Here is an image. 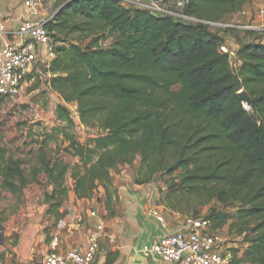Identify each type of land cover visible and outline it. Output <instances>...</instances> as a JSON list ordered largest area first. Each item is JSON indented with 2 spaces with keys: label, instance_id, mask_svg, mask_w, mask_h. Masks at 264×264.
<instances>
[{
  "label": "trees",
  "instance_id": "obj_1",
  "mask_svg": "<svg viewBox=\"0 0 264 264\" xmlns=\"http://www.w3.org/2000/svg\"><path fill=\"white\" fill-rule=\"evenodd\" d=\"M64 1L47 24L62 43L47 85L64 102L55 108L63 125L53 131L63 133L66 151L79 161L44 158L35 172L43 170L53 186L45 195L48 213L63 216L71 189L81 199L92 198L99 187L110 192L111 172L140 157L137 182L171 177L167 202L175 211L187 212L177 201L192 197L198 199L191 204L194 215L214 201L240 203L232 227L253 234L245 238L247 258L232 264H264V41L235 48L239 64L233 67L220 47L230 32L243 31L222 28L221 36L201 22H223L251 0H189L182 11L196 22L126 8L117 0ZM75 32L89 42L69 41ZM103 36L113 39L108 47ZM240 89L253 101L249 109ZM71 103L79 122L96 130L85 142L72 133ZM0 182L13 192L33 182L22 160L1 145ZM227 209L203 218L219 230L228 222Z\"/></svg>",
  "mask_w": 264,
  "mask_h": 264
},
{
  "label": "crops",
  "instance_id": "obj_2",
  "mask_svg": "<svg viewBox=\"0 0 264 264\" xmlns=\"http://www.w3.org/2000/svg\"><path fill=\"white\" fill-rule=\"evenodd\" d=\"M262 5L264 0H251L244 7L247 15L240 19L263 23L264 16L257 15ZM25 14L24 0H0V22L10 23V28L17 29ZM232 18L236 19L237 15H227L224 21ZM219 34L223 35L222 32ZM225 37L229 47L235 49L252 39L264 41V32L245 34L234 31L232 35ZM60 103L64 104L61 97ZM139 165L137 159L132 164H120L118 171H112L113 187L108 193L104 187H99L92 198L81 199L71 189L60 208L63 216L57 223L47 215V204L42 203L38 207V217L30 214L19 228L13 229L19 231L21 228L17 242L11 246L10 252L3 255L6 248L0 242V264H34L35 255L49 252L53 235L60 238V252L85 245L89 233L99 222L104 224V230L93 264H169L156 254L148 252L147 248L164 236L185 229L186 225L181 212L171 209L163 202L162 193L155 182H137ZM92 210L97 211L100 217L91 216ZM155 210L165 216L166 226L157 220L153 213ZM171 213L176 214L177 218L172 217ZM49 222L55 225L48 227ZM7 235L10 232L3 233V237ZM48 235L50 241H46ZM12 257L14 261H8Z\"/></svg>",
  "mask_w": 264,
  "mask_h": 264
},
{
  "label": "built area",
  "instance_id": "obj_3",
  "mask_svg": "<svg viewBox=\"0 0 264 264\" xmlns=\"http://www.w3.org/2000/svg\"><path fill=\"white\" fill-rule=\"evenodd\" d=\"M126 8H140L153 13L170 14L180 19L196 22L193 17L185 15L183 9L189 0H117ZM54 0H24L26 14L23 16L17 29L10 28V23L0 22V97L10 98L24 103L25 88L42 72L39 64H46V75L50 78L49 68L57 55L61 42L48 30L47 24L52 21L58 11L53 10ZM237 22L223 23L201 21L211 27L229 28L238 31L264 32V22L256 23L242 21L240 17L247 15L243 8L237 14ZM258 16H264V5L260 6ZM220 51L227 53L233 67H237L236 49L224 43ZM49 84V82H46ZM242 92V89L239 90ZM245 108L250 103L243 101ZM77 112V110H76ZM76 115V129L84 128ZM96 133V131H95ZM154 215L163 225H167L165 216L155 210ZM91 216L99 218L97 211L92 210ZM186 228L173 234L164 236L159 242L147 248L148 252L156 254L169 264H229L231 256L224 237L213 230L211 222L201 217H188ZM104 224L99 222L91 230L85 245L74 246L66 252L59 251L60 238L51 236V248L44 255L42 264H93L99 251V241L102 237Z\"/></svg>",
  "mask_w": 264,
  "mask_h": 264
},
{
  "label": "rangeland",
  "instance_id": "obj_4",
  "mask_svg": "<svg viewBox=\"0 0 264 264\" xmlns=\"http://www.w3.org/2000/svg\"><path fill=\"white\" fill-rule=\"evenodd\" d=\"M65 2L64 0H54L53 10L59 11ZM235 22H237L235 18L223 21V23L233 24ZM211 29L214 32L222 30L220 27H211ZM230 34L232 35L233 32H230ZM68 40L75 42L83 40V44H86L89 42L90 37L86 38L84 34L75 32L68 37ZM112 40L111 37L103 36L101 44L104 47H108ZM39 65L42 72L41 78H37L25 88L26 101L24 103L21 104L16 98L0 97V145L6 148L14 157L22 160L25 176L33 181L17 192L5 189L0 182V242H3L6 248L3 255L7 251L10 252L11 246L17 242L18 232H20L21 228L18 229L19 231L13 229L19 228L20 224L23 221L25 222L30 214L38 217V207L42 203L47 204V215L50 218H54L55 221L53 220V222L57 223L59 221L55 215L48 214L50 204L45 202L46 193H51L53 190V186L48 184V175L43 170L35 174L43 166L44 158L52 161H64L71 165L79 161V158L72 156L66 151L65 147L68 142L65 141L63 133L61 131L57 133L53 131V128H59L63 125L55 117V108L60 102V96L48 88L46 83L48 78L46 75V64L42 63ZM67 105L72 112L73 118H76V103ZM95 131L87 126L82 129L72 128V133L81 142H85L92 137ZM138 160L140 163V157ZM68 182L70 186H73L74 182L71 178H69ZM153 182H155L162 193L163 202L169 207L167 199L169 196L168 192L171 190L170 186L173 183L172 178L166 174H160L153 179ZM197 200V198L192 197L187 201H177L179 203L177 205L187 211L180 214L183 222H186L188 217L198 216L203 218L212 211L223 210L228 207V222L218 232L226 240L231 256L230 264H232V261L236 263L237 260L246 259L248 243L245 238L246 236H252L253 233L244 227H232V223L236 221L235 212L239 209L240 203H230L226 206L214 201L207 206L199 207L200 214L194 215V206L191 204L196 205L198 203ZM171 215L177 218L176 214L171 213ZM53 222H49L48 227L54 226ZM4 232H10V235L3 237ZM46 238V241H50V235L46 236ZM45 254L46 251L35 255L34 264L42 262ZM11 259L14 261V257L8 259V261ZM241 264L250 263L242 262Z\"/></svg>",
  "mask_w": 264,
  "mask_h": 264
},
{
  "label": "water",
  "instance_id": "obj_5",
  "mask_svg": "<svg viewBox=\"0 0 264 264\" xmlns=\"http://www.w3.org/2000/svg\"><path fill=\"white\" fill-rule=\"evenodd\" d=\"M148 1V0H146ZM241 96L243 97L244 100L248 101L249 103L253 104V101L251 100V98L245 93V92H241ZM2 228V227H1ZM3 236V235H2Z\"/></svg>",
  "mask_w": 264,
  "mask_h": 264
}]
</instances>
